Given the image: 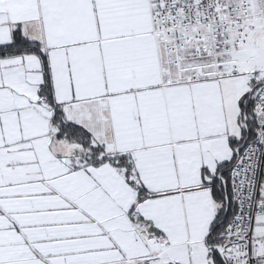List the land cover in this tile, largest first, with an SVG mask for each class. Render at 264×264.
Masks as SVG:
<instances>
[{
	"label": "snow or ice",
	"instance_id": "obj_1",
	"mask_svg": "<svg viewBox=\"0 0 264 264\" xmlns=\"http://www.w3.org/2000/svg\"><path fill=\"white\" fill-rule=\"evenodd\" d=\"M0 264H264V0H0Z\"/></svg>",
	"mask_w": 264,
	"mask_h": 264
}]
</instances>
